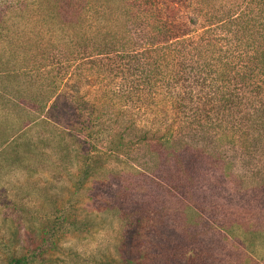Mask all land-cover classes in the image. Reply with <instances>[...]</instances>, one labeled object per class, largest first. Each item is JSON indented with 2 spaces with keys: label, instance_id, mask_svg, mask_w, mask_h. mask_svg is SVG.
I'll return each instance as SVG.
<instances>
[{
  "label": "rangeland",
  "instance_id": "374dc122",
  "mask_svg": "<svg viewBox=\"0 0 264 264\" xmlns=\"http://www.w3.org/2000/svg\"><path fill=\"white\" fill-rule=\"evenodd\" d=\"M123 1L114 0L112 8L129 2ZM222 1L228 8L231 0ZM5 25L0 73L9 72L0 74V264H264V82L256 89L254 80L244 86L235 113L236 137L245 144L214 145L212 132L184 129L174 133L171 145H126L118 160L106 159L84 178L79 153L81 147L93 149L56 127L18 131L14 125V105L36 97L51 75L40 79L31 64L18 73L25 65L15 62L19 52L10 48L15 35L30 38L23 29L32 26L18 20ZM115 67L117 62L102 60L97 70ZM109 73L112 88L118 87L122 81ZM152 98L136 114L139 128L151 127L158 107L175 118L161 93ZM185 116L192 115L178 118ZM106 128L105 119L104 133ZM94 131L91 147L107 153V140Z\"/></svg>",
  "mask_w": 264,
  "mask_h": 264
},
{
  "label": "trees",
  "instance_id": "16d2710c",
  "mask_svg": "<svg viewBox=\"0 0 264 264\" xmlns=\"http://www.w3.org/2000/svg\"><path fill=\"white\" fill-rule=\"evenodd\" d=\"M128 1L115 10L114 0H0V37L8 20L32 26L23 29L30 38L15 35L10 48L19 52L15 62L25 65L18 73L31 64L40 79L51 75L36 97L14 105L17 130L56 127L77 145L93 149L81 147L79 153L84 178L106 159L118 160L126 145H171L174 133L184 129L212 132L214 145L245 144L236 137L235 113L244 86L254 80L256 89L264 82V0H231L228 8L222 0ZM34 37L39 41L32 43ZM102 60L117 67L97 70ZM109 72L128 86L112 88ZM160 93L175 118L158 107L151 127L139 128L137 112ZM44 94L49 96L38 98ZM193 102L197 107L188 108ZM188 113L192 116L178 118ZM93 131L104 135L107 153L91 147Z\"/></svg>",
  "mask_w": 264,
  "mask_h": 264
}]
</instances>
